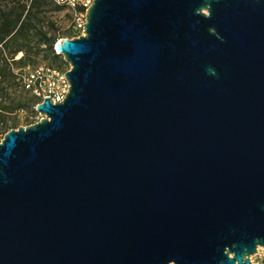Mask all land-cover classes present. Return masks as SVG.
<instances>
[{"label":"water","instance_id":"obj_1","mask_svg":"<svg viewBox=\"0 0 264 264\" xmlns=\"http://www.w3.org/2000/svg\"><path fill=\"white\" fill-rule=\"evenodd\" d=\"M63 101L0 141V264H256L264 0H93Z\"/></svg>","mask_w":264,"mask_h":264},{"label":"rangeland","instance_id":"obj_2","mask_svg":"<svg viewBox=\"0 0 264 264\" xmlns=\"http://www.w3.org/2000/svg\"><path fill=\"white\" fill-rule=\"evenodd\" d=\"M0 1L1 6L4 7V5H7V9L9 10L20 0ZM31 1L32 0H28V3ZM48 10L46 15L41 16L40 19L35 22V27L30 29V39H23L22 35L24 36V33L28 34L27 30H23L16 36L11 34L0 43V58H2L0 65L4 63V58H6L14 74L13 80L11 79L10 81L9 77H4V73L0 74V86H7L12 83L8 90L5 91L7 93L0 94V102L3 104L19 103L22 105L21 108L24 109L22 113H17L15 109L13 112H5L0 116V131L4 135L12 128L26 125L35 114L33 109L36 98L24 89L20 80L21 72L28 66L41 63L58 66L64 69L70 68L69 63L64 60L62 55L56 58L54 52L48 50L46 44L43 43L46 37H55L56 42L54 49L56 52V44L62 38L76 37L72 32L73 26L70 13L66 6H61L54 0H49ZM20 26L21 23H19V27ZM17 29H15V31H17ZM19 46H22L23 49L15 51ZM251 259L253 263L264 264V248L259 247V251L253 254Z\"/></svg>","mask_w":264,"mask_h":264},{"label":"built area","instance_id":"obj_3","mask_svg":"<svg viewBox=\"0 0 264 264\" xmlns=\"http://www.w3.org/2000/svg\"><path fill=\"white\" fill-rule=\"evenodd\" d=\"M54 1L59 5L66 6L70 12L73 28L78 32L76 37L85 34L84 23L86 24L87 12L93 0ZM68 69L41 63L25 68L20 74V80L24 89L37 99V103L43 102L45 96H50L53 103L61 102L66 98L70 90L69 87H71L70 82H68L69 79L65 75ZM37 103L34 105L35 114L26 125L36 123L43 118V115L36 108ZM22 112L24 109L19 111V113ZM3 137L4 134L0 131V141Z\"/></svg>","mask_w":264,"mask_h":264},{"label":"trees","instance_id":"obj_4","mask_svg":"<svg viewBox=\"0 0 264 264\" xmlns=\"http://www.w3.org/2000/svg\"><path fill=\"white\" fill-rule=\"evenodd\" d=\"M15 1V0H13ZM49 0H32L30 3H28V0H20L16 3V5L12 6L11 9H7V5L1 6L0 1V43H2L6 38H8L11 34L13 36H16L20 34L21 31L27 30L28 34L24 33V36L22 35L23 39H30L29 37V31L32 27H35V22L40 19L41 16L46 15L48 10ZM62 6V5H61ZM70 13V12H69ZM71 16V14H70ZM19 23H21V26L19 27ZM73 26V25H72ZM19 27V28H18ZM18 28V29H17ZM17 29V31H15ZM72 32L74 35H78V32L74 30L72 27ZM56 39L55 37H46L43 43L46 44V48L48 50H52L54 52V56L57 58L60 54L55 52L54 46H55ZM23 45V44H22ZM22 46H19L15 51L22 50ZM5 61L2 65H0V74L4 73L5 78L9 77V81L14 78V74L11 70V67L9 66V63L7 62V59L4 58ZM2 58H0L1 63ZM12 85L9 84L7 86H0V94L1 93H7L5 92L8 90V88ZM37 103L34 101V104ZM21 104H3L0 102V116L3 115L5 112H13L15 109L17 110V113L22 110ZM33 112L35 110L33 109Z\"/></svg>","mask_w":264,"mask_h":264}]
</instances>
